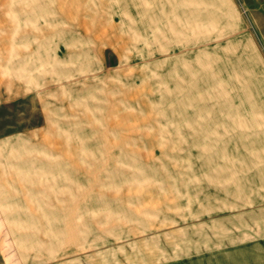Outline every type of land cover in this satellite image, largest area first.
<instances>
[{
	"label": "rangeland",
	"instance_id": "rangeland-1",
	"mask_svg": "<svg viewBox=\"0 0 264 264\" xmlns=\"http://www.w3.org/2000/svg\"><path fill=\"white\" fill-rule=\"evenodd\" d=\"M0 264H264V0H0Z\"/></svg>",
	"mask_w": 264,
	"mask_h": 264
}]
</instances>
